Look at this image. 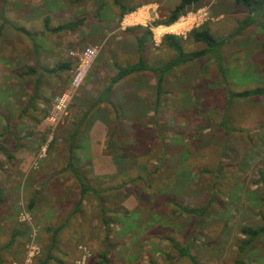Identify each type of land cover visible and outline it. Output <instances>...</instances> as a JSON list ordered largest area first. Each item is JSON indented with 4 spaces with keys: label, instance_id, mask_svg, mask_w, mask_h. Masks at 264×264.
Returning <instances> with one entry per match:
<instances>
[{
    "label": "rangeland",
    "instance_id": "rangeland-1",
    "mask_svg": "<svg viewBox=\"0 0 264 264\" xmlns=\"http://www.w3.org/2000/svg\"><path fill=\"white\" fill-rule=\"evenodd\" d=\"M113 1L0 0V264L22 263L31 243L39 264L49 230L61 225L48 264H76L80 246L84 264H191L172 241L190 244L198 264H264V235L240 250L241 229L264 226V95L226 96L264 88V12L237 34L247 12L234 0H202L168 27L158 24L181 0H116L123 11ZM46 19L51 28L81 26L47 33ZM203 27L225 39L219 60L208 55L167 75L157 113L148 73L113 86L119 109L106 102L117 67L137 61L138 38L140 55L157 66L175 58L165 35L181 38L186 53L202 51L188 34ZM87 48L96 56L53 121L54 102L71 92L76 56ZM102 129L106 144L98 140L94 151L99 170L111 173L94 175L89 137ZM69 157L98 197L78 204Z\"/></svg>",
    "mask_w": 264,
    "mask_h": 264
},
{
    "label": "trees",
    "instance_id": "trees-1",
    "mask_svg": "<svg viewBox=\"0 0 264 264\" xmlns=\"http://www.w3.org/2000/svg\"><path fill=\"white\" fill-rule=\"evenodd\" d=\"M202 0H181L180 3L175 6V8L169 13V16L167 20L163 23H160L158 25H163L165 27L171 26L174 24L180 16L185 14L189 9L192 7L200 4ZM235 4L243 7L247 12V17L240 23L239 28L237 29L236 33L240 34L245 29L250 27L253 24H259L258 18H260L264 12V0H234ZM115 5L118 6L122 11L123 7H121L118 2L115 0ZM134 11L133 9L129 12ZM1 19V18H0ZM4 21V20H3ZM6 23V21H4ZM48 23H46L47 25ZM77 24L76 23H68L59 25L55 28L49 29L50 32H62V31H69L73 30ZM47 27V26H46ZM20 32L27 34V32L24 29H20ZM188 38L191 39L194 43H202L205 45V49L202 51L197 52H190L186 53L184 52L182 48V39L178 38L173 35H165L163 39V43L168 49L172 50L175 53V58L159 64L157 66H151L148 65L145 60L143 59L142 52L145 46L144 38H138L137 39V46L139 55L137 58V61L130 65H125L123 67H117L115 76L111 79L110 84L105 88L104 95L108 97L110 96L111 90L114 85L119 83L120 81L135 75V74H141V73H148L154 76L155 78V108L154 112H158V107L160 103V96L164 94V84H165V78L167 75H169L171 72H173L176 68H179L180 66L186 65L190 62L196 61L200 58L211 56L216 60H219L218 50L219 48L224 44V40H217L213 35L207 31L205 27L201 28L200 30H192L188 34ZM64 69H69V66H63ZM62 69V66L60 67ZM226 96L227 101L230 102L233 99H245L249 97H256V96H262L264 95V88H257L250 91H242L237 93H232L230 91L226 90ZM37 91L34 94V98L36 99ZM112 107L113 105L107 101ZM66 167L71 172L74 181L79 186V203H82V200L84 197L89 193L95 197H98V192L94 189H92L83 179L81 174L78 173V170L74 167L72 163V157L68 158V162ZM1 202V197H0ZM33 205V202L32 204ZM178 206V204H176ZM179 207V206H178ZM183 213L198 216L200 215V212L202 211L197 209H187V208H181ZM102 213V214H101ZM100 214L106 215L104 208L100 207ZM102 224L108 225V223L104 220H102ZM62 225L59 227H56L53 230H49L51 233V242L49 247L46 249L45 258L39 263V264H48V261L55 260L53 259L51 255V250L57 245V237L62 229ZM14 234H18L15 232ZM241 234L244 236L243 240L241 241V248L240 250L243 252L246 248L250 247L252 243L258 239L260 236L264 235V226L258 229H251V228H242ZM14 235L12 236V239L8 242V246H11L14 242ZM190 244L187 246H179L177 243L172 241V247L178 251V257L180 258H186L191 264H198L196 261V258L191 254L190 252ZM103 260H105V256L102 255ZM37 260V259H36ZM35 260V262H36ZM105 262V261H103ZM152 264V263H151ZM242 264V263H238Z\"/></svg>",
    "mask_w": 264,
    "mask_h": 264
},
{
    "label": "built area",
    "instance_id": "built-area-1",
    "mask_svg": "<svg viewBox=\"0 0 264 264\" xmlns=\"http://www.w3.org/2000/svg\"><path fill=\"white\" fill-rule=\"evenodd\" d=\"M74 56V54H71ZM96 56V50L92 48H87L81 55L76 56L79 64L78 68L75 70L72 80H71V92L63 94L62 96L56 98L54 102L53 107V117L52 120H59L61 117V114L65 110L69 100L73 96V93L76 91L77 87L81 84L83 81L86 72L90 68V65L92 64L94 58ZM75 57V56H74ZM34 238V234L32 235V239ZM29 252L25 256V259L22 263H12V264H33V261L36 259V257L39 255L38 248L35 247L32 243L30 245ZM81 255V258L77 260L76 264H84L86 262V249L82 246L79 248Z\"/></svg>",
    "mask_w": 264,
    "mask_h": 264
},
{
    "label": "crops",
    "instance_id": "crops-1",
    "mask_svg": "<svg viewBox=\"0 0 264 264\" xmlns=\"http://www.w3.org/2000/svg\"><path fill=\"white\" fill-rule=\"evenodd\" d=\"M114 2V1H113ZM114 5H115V2H114ZM116 6V5H115ZM118 7V6H117ZM119 8V7H118ZM23 19H21V21H22ZM23 22H24V24H28L29 22H30V20H28L27 19V15L25 16V19L23 20ZM46 23H48V20L46 19L45 20V22H44V30L47 32H50L49 31V29H52L51 27H49V23L46 25ZM72 23H76L77 25L75 26V27H73L74 29L73 30H69V31H66V32H74V31H76L77 30V28L79 27V26H81V21H76V22H71V24ZM68 24V23H67ZM70 24V23H69ZM7 26H9L10 28H11V26L9 25V24H7ZM16 26H18V25H16ZM47 26V27H46ZM55 27H57V26H55ZM55 27H53V28H55ZM15 28V27H14ZM25 28V27H24ZM24 28H20V29H24ZM26 29V28H25ZM24 29V30H25ZM26 31V30H25ZM47 32V33H48ZM62 32H64V31H62ZM51 33V32H50ZM53 34L54 33H56V32H52ZM58 33V32H57ZM26 36H27V34H25ZM30 36H31V34H30ZM104 38V37H103ZM116 55L118 56V54L120 55V56H123L124 55V48L122 49V48H119V47H117L116 48ZM131 53L133 54V55H135L136 54V51H134V50H131ZM63 66H66V65H63ZM62 66V69H60V70H63L64 69V67ZM61 67V66H60ZM96 67L98 68V66H97V64H96V66L94 67V69H95V71H96ZM46 71L48 70V69H45ZM37 90H38V88H37ZM111 93H113V89L111 90ZM110 93V94H111ZM112 95H110L109 97H108V99L106 100V102L109 100V102L112 104V105H114L115 106V108H117V109H119V106H120V104H122L123 103V101L121 100V99H119L118 101H116V103H114L113 102V100H112V98H110ZM102 132L104 133L101 137H100V130L97 132V133H94V135H91V137H89L90 139V146H89V148H90V153L88 154V159H89V161L90 160H92V163H93V165H92V169H91V171L90 172H92V174H99V175H102V174H107V171H108V173H111V170H110V168L108 167V170L105 168V170H107V171H103V172H101L99 169H102V168H99L98 167V155L95 153V151H94V146H96V143H97V141L99 140V141H101V143L102 144H106V140H107V138L105 137V135H106V129H102ZM106 139V140H105ZM95 143V144H94ZM74 156V155H73ZM90 156V157H89ZM67 157V156H66ZM75 157V156H74ZM75 159H78L79 161H78V163H80V160L82 159V156H76L75 157ZM74 161V158H72V162ZM66 162H68V159H67V161ZM91 162V161H90ZM66 165H67V163H66ZM75 167V166H74ZM77 170H78V168L77 167H75ZM81 170L79 169L78 170V173L79 174H81V172H80ZM86 171V170H85ZM65 172H69V169L68 168H66V171ZM87 173H88V170H87ZM94 174V175H95Z\"/></svg>",
    "mask_w": 264,
    "mask_h": 264
}]
</instances>
